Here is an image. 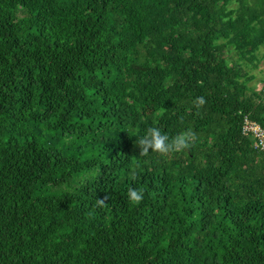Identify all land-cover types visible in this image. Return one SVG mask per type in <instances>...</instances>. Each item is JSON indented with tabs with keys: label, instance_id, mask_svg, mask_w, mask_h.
I'll list each match as a JSON object with an SVG mask.
<instances>
[{
	"label": "trees",
	"instance_id": "obj_1",
	"mask_svg": "<svg viewBox=\"0 0 264 264\" xmlns=\"http://www.w3.org/2000/svg\"><path fill=\"white\" fill-rule=\"evenodd\" d=\"M262 47L264 0H0V264H264Z\"/></svg>",
	"mask_w": 264,
	"mask_h": 264
},
{
	"label": "clouds",
	"instance_id": "obj_2",
	"mask_svg": "<svg viewBox=\"0 0 264 264\" xmlns=\"http://www.w3.org/2000/svg\"><path fill=\"white\" fill-rule=\"evenodd\" d=\"M206 103L204 97H196L193 104L197 107L203 106ZM196 140V134L191 130H186L179 133L174 138H170L167 133H162L158 127H149L138 140V147L140 152L148 154L156 152L161 155H167L172 152L184 151L190 148L191 144ZM132 178L136 176L132 172ZM143 191L139 188H129L127 191V198L133 204H139L143 199ZM103 204L104 201L100 200Z\"/></svg>",
	"mask_w": 264,
	"mask_h": 264
},
{
	"label": "rangeland",
	"instance_id": "obj_3",
	"mask_svg": "<svg viewBox=\"0 0 264 264\" xmlns=\"http://www.w3.org/2000/svg\"><path fill=\"white\" fill-rule=\"evenodd\" d=\"M258 54L259 62L255 68L247 65H243L240 68L241 72L247 74V77L253 75V79L248 84L255 89L264 87V47L260 48Z\"/></svg>",
	"mask_w": 264,
	"mask_h": 264
},
{
	"label": "built area",
	"instance_id": "obj_4",
	"mask_svg": "<svg viewBox=\"0 0 264 264\" xmlns=\"http://www.w3.org/2000/svg\"><path fill=\"white\" fill-rule=\"evenodd\" d=\"M243 129L252 132L253 135L258 137L261 148L264 150V130L262 129V127L251 121L250 119L245 118Z\"/></svg>",
	"mask_w": 264,
	"mask_h": 264
}]
</instances>
